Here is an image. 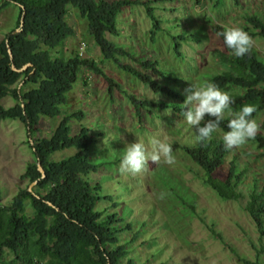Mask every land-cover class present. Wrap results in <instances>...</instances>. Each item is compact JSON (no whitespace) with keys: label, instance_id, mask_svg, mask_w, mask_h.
<instances>
[{"label":"rangeland","instance_id":"obj_1","mask_svg":"<svg viewBox=\"0 0 264 264\" xmlns=\"http://www.w3.org/2000/svg\"><path fill=\"white\" fill-rule=\"evenodd\" d=\"M141 1L144 3L124 8L118 16V34L107 32L106 37L129 53L119 56L123 64L149 74L178 95L157 92L114 60L107 59L89 32L88 19L69 4L66 20L74 34L50 49L51 57L69 58L78 54L91 58L121 89L114 88L110 93L105 75L83 67L61 106V113L55 117L41 116L34 134L31 135L21 118L1 119L0 202L11 204L22 190L36 186L26 176L28 166L37 162L35 139L51 137L64 117L81 113L80 118L70 119L71 135L88 126L95 138L92 160L98 164L106 162L86 178L92 183L101 182L103 194L111 196L102 200L98 208L120 211L125 220L120 226L126 228L129 223L130 229H123L119 237L127 246L128 258H133L135 264H264V236L246 209L253 189L263 191L264 196V150L255 139L229 150L219 173L226 175L230 165L235 164L242 175L237 187L242 197L224 200L204 182L202 168L180 147L194 143L195 128L188 126L182 114L171 107L175 103L183 104L186 90L193 82H212L215 75L230 69L219 56L223 46L214 25L246 31L252 38V48L264 60V37L252 34L258 30L247 20L255 15L264 21V0H241L240 4L234 0ZM147 2L161 21L154 37V22L148 15ZM20 7L0 0V43L9 32L17 30ZM141 60H152L160 71L145 67ZM37 85L30 83L23 89ZM233 90L237 88L225 91ZM129 95L168 106L149 105L142 108L140 115ZM16 103L11 94L1 99L5 107ZM207 119L214 117L206 114ZM253 119L259 125L258 131L264 133V110ZM223 132L219 127L215 137L219 139ZM153 138L170 145L172 162L165 163L161 157L157 164L149 161L139 173L121 172L120 155L126 143L138 139L151 151ZM77 150L69 147L56 151L51 159L69 157ZM114 201L121 203L114 207ZM26 213L30 216L34 213L29 200ZM126 261L124 257L121 263ZM0 264H14L13 254L7 252Z\"/></svg>","mask_w":264,"mask_h":264},{"label":"trees","instance_id":"obj_2","mask_svg":"<svg viewBox=\"0 0 264 264\" xmlns=\"http://www.w3.org/2000/svg\"><path fill=\"white\" fill-rule=\"evenodd\" d=\"M216 1L221 3L223 0ZM234 1L241 3V0ZM12 2L21 6L17 26L20 31L12 30L0 43V120L21 118L31 135L34 134L41 116L55 117L61 113V106L78 81L83 67L105 75L110 93L114 88L121 89L91 58H82L78 54L69 58L51 57L50 49L60 46L74 34L66 20L69 4L78 8L88 19L89 32L107 59L114 60L157 92L163 91L172 97L178 95V92L161 85L149 74L123 64L119 56L129 53L106 37L107 32L118 34V16L124 8L144 3L141 0H4L5 4ZM146 8L154 22V37L161 27V21L150 2H147ZM24 12V24L21 25ZM247 20L258 30L252 34L264 37V21L255 15L248 16ZM224 27L217 24L213 29L223 46L219 56L229 64L230 69L215 75L212 82L220 89L237 88L228 91L234 96L233 111L245 104H252L256 106L252 114V118H255L264 110V60L252 47L243 57L232 55L224 45L223 37L218 34ZM179 46L176 40L178 52ZM29 63L31 65L23 71L13 68V64L20 69ZM141 64L160 71L152 60H141ZM30 83L38 85L24 90L23 87ZM14 84L17 86L12 87ZM10 94L17 103L5 107L1 99ZM129 97L140 115L142 108L149 105L158 108L168 106L161 102L143 101L134 95ZM171 107L181 113L183 105L175 103ZM81 115L75 113L64 117L51 137L35 139L33 148L37 162L28 166L26 176L36 186L32 190L29 187L22 190L11 204L0 202V261L10 252L14 264H122L124 257H127L125 264H135L133 258H128L127 246L120 242L119 237L123 229H130L129 223L126 228L120 226L125 221L120 211L107 212L108 208H98L102 200L111 199V196L103 194L101 182L92 183L86 178L98 172L106 162L98 164L92 160L95 138L88 126H83L78 134L71 135L70 119L80 118ZM227 122L226 118L220 124L223 131H227ZM254 139L257 146L264 150V133L258 131ZM69 147L78 150L69 157L51 159L53 153ZM180 147L202 168L204 182L222 199L238 200L242 197L237 188L242 175L235 164L230 165L226 175L219 173L229 150L224 149L218 138L214 136L204 144L186 143ZM39 163L45 170L44 177ZM27 200L34 210L31 216L26 213ZM120 203L114 201L113 206L118 207ZM246 209L264 236L263 191L253 189Z\"/></svg>","mask_w":264,"mask_h":264},{"label":"clouds","instance_id":"obj_3","mask_svg":"<svg viewBox=\"0 0 264 264\" xmlns=\"http://www.w3.org/2000/svg\"><path fill=\"white\" fill-rule=\"evenodd\" d=\"M218 34L223 37L224 45L235 57H243L252 47V38L241 28L224 27ZM186 91L188 94L183 101L181 114L183 121L192 129L195 128L194 143L204 144L211 141L226 118L227 131L219 136L225 150L239 148L256 137L259 125L252 118L256 111L255 105L245 104L239 110L233 111V94L220 89L211 81L193 82ZM152 98L154 97L149 99ZM206 114L214 119L205 120ZM150 143L151 151L138 139L126 143L120 155L121 172L139 173L145 170L149 161L157 164L161 157L165 163L172 162V149L168 143L156 138Z\"/></svg>","mask_w":264,"mask_h":264},{"label":"water","instance_id":"obj_4","mask_svg":"<svg viewBox=\"0 0 264 264\" xmlns=\"http://www.w3.org/2000/svg\"><path fill=\"white\" fill-rule=\"evenodd\" d=\"M24 18H25V12L23 13L22 18H21V25L24 24ZM16 31H20V29H17ZM9 52H10L11 59L13 60V54H12L11 49L9 50ZM29 65H31V64H30V63H29V64H26L24 67H22V68H20V69H17V68L15 67V65L13 64V68H14L15 70H18V71H23V70H25ZM34 71H35V70H33V72H34ZM33 72H32V73H33ZM32 143H33V142H32ZM39 166H40V170H41V172H42V177H44V176H45V170L42 168V166H41L40 163H39ZM29 189L32 190V187L30 186Z\"/></svg>","mask_w":264,"mask_h":264}]
</instances>
